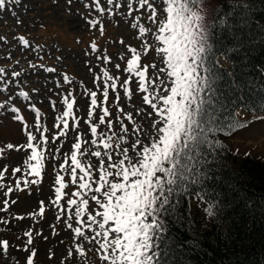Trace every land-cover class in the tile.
I'll return each instance as SVG.
<instances>
[{
  "label": "rangeland",
  "instance_id": "374dc122",
  "mask_svg": "<svg viewBox=\"0 0 264 264\" xmlns=\"http://www.w3.org/2000/svg\"><path fill=\"white\" fill-rule=\"evenodd\" d=\"M98 4L104 9L113 8L106 0H98ZM132 4L136 6L137 0H132ZM213 7L211 2L198 4L202 22L209 19ZM150 12L151 9L137 7L128 13L123 6L109 15L98 10L97 0H5L0 8V37H4L0 40V66L5 68L0 74V102L9 101L11 106H17L22 117L17 121L10 110L0 109V264H27V258L33 253V264H102L97 246L82 240L75 229L80 228L81 233L90 237L100 231L98 224L87 219L97 216L101 222L97 214L104 209L91 199L96 195L102 203L106 201L95 192L97 187L101 193L105 190L100 175L104 174L109 182H122L119 177L107 175L115 170L109 166L111 161L105 152L113 161L124 159L123 149L137 135L143 138L139 130L152 131L149 125L157 114L143 100L144 95L152 98L150 80L155 77L149 65L156 63L161 68L166 65L160 63L159 49L165 45L158 39L161 33L157 23L148 19ZM141 27L145 28L143 33L139 30ZM20 37L28 40L30 46L26 47ZM136 56L140 57L136 70L146 69L143 83L147 91L139 88L141 79L136 71L128 70V61ZM17 59L21 61L19 65L14 63ZM29 60L43 67L33 71L28 67ZM116 64L120 65L119 69ZM21 68L26 71L20 77L10 75L13 69L20 71ZM47 68L55 71L49 72ZM65 76L69 77L68 81L64 80ZM124 81L127 83L123 84ZM113 83L115 88L111 87ZM32 89L39 91L32 92ZM20 90L29 92L30 99L14 94ZM91 92H96L95 105L91 103ZM65 97L73 104L68 116L63 115L68 111ZM157 103L162 105V101ZM241 113L237 112L240 120L249 123L225 137L226 143L240 153L264 157V116L257 119L256 112ZM93 126L97 128L95 134L91 132ZM124 129L128 131L125 133ZM29 133L34 140L28 141ZM28 143L40 152L43 176L29 178L27 175L33 170L29 164L36 162L28 159L32 154ZM76 143L81 145L80 149L74 147ZM104 143L110 148L106 150ZM9 144L13 147L8 148ZM75 149L81 168L76 169L74 182L71 153ZM95 151L104 157L103 165L101 158L91 155ZM133 153L129 148V155ZM4 166L6 171L2 173ZM17 168L19 172L15 171ZM60 177L65 187L57 199L56 189L60 184L56 180ZM81 183L88 184L89 188H80ZM86 199L88 204L83 203ZM69 200H75L76 205L68 204ZM77 205L83 211L74 217ZM69 223L71 228L67 227ZM109 224L113 226L114 222ZM3 240L9 243L7 250L3 249ZM74 249L82 254H76L73 259Z\"/></svg>",
  "mask_w": 264,
  "mask_h": 264
},
{
  "label": "snow or ice",
  "instance_id": "6c2138e0",
  "mask_svg": "<svg viewBox=\"0 0 264 264\" xmlns=\"http://www.w3.org/2000/svg\"><path fill=\"white\" fill-rule=\"evenodd\" d=\"M106 3L112 4L113 8H101L98 0L97 7L99 11L109 15L114 14L116 8L123 6L127 7L128 13L136 11L137 7L141 10L151 9L148 19L157 23L158 31L161 33L158 39L165 47L159 49L160 63L166 67L161 68L156 63L149 65L155 77L154 80H150V86L153 89L150 94L152 98L144 95L143 100L157 114L149 125L152 131L144 132L140 129L143 138L137 135L135 141L129 144L128 148L123 149L121 154L124 159L113 161L112 156L105 152V156L111 161L109 166L115 170L108 172L107 175L113 176L114 179L119 177L122 182H109L104 174L99 177L100 181L104 182L105 190L101 193V188L97 187L95 192L100 193L106 201L102 203L96 195H93L91 199L104 209L103 212L97 214L101 222L97 221V216H89L87 219L92 224H98L100 231L95 232L91 237L81 233L80 228H76L75 231L81 235L82 240L97 246L96 251L102 264H167L169 249L174 241L167 235L169 229L164 217L176 214L180 200L187 192L185 185L191 187L190 175L195 183L201 182L204 174L192 168V161L200 163L198 156L208 149L220 146L218 141L208 139V133L219 131L222 127L232 132L245 127L249 121H240L235 117H230L226 125L220 122L222 120L221 111L226 105L234 103L238 97L233 96L229 99L217 83L221 76L215 66H205L212 46L208 43L207 30L202 22L203 17L196 7L199 0H137L136 6H133L132 0H106ZM4 4L5 0H0V8ZM252 7L251 4L241 3L239 8L242 16ZM116 15L119 14L116 13ZM136 19L141 20V17L137 16ZM161 21H166V23H161ZM17 23L19 24L20 21L17 20ZM220 23L221 25L226 24L227 20H221ZM100 30L103 32V24L100 25ZM139 30L143 33L145 28L141 27ZM3 39L4 37H0V40ZM19 39L25 46L30 43L24 37ZM233 39L237 46L226 48V53L239 51L242 38L234 36ZM121 43H123L122 40ZM92 48L95 49L96 45L93 44ZM7 56H11V53H7ZM105 59L109 58L105 57ZM139 59L140 57L136 56L128 61V70L136 71L141 79L139 88L147 91L143 83L145 72L136 70ZM20 62V59H17L14 63L19 65ZM28 67L36 71L37 68L43 66L29 60ZM115 67L119 69L120 65L116 64ZM46 70L55 71L54 68ZM24 71L26 69L21 68L20 71L13 69L10 75L20 77ZM4 72L5 68L0 66V74ZM64 80L68 81L69 77L65 76ZM122 83L126 84L127 81ZM239 84V81L230 80L226 81L223 87L231 88L235 92ZM111 87L115 88L116 85L113 83ZM38 91V89H32V92ZM218 92L219 95H217ZM14 94L30 99L27 91L20 90ZM90 95L91 103L95 105L97 103L96 92H91ZM107 96L108 92L105 90L104 97L107 98ZM154 100L162 101V105H158ZM49 102L55 104L54 101ZM64 103L68 111L63 115L68 116L73 104L68 102L67 97L64 98ZM255 108L264 111V100L256 104ZM0 109L10 110L17 121L22 119L19 115H15L19 109L11 106L9 101L0 102ZM104 112L107 114L108 109ZM36 115L38 116L39 113L37 112ZM147 115L152 116V113H147ZM131 118L129 115L128 119ZM100 123H104L103 116L100 118ZM64 127L67 128L68 124L65 123ZM127 131L124 129L125 133ZM91 132L95 134L97 128L93 126ZM27 139L32 141L35 137L29 133ZM145 140L147 143H144ZM95 143L96 141L93 140L92 144ZM12 147L11 144L8 145V148ZM27 147L33 149L32 143H28ZM74 147L80 149L81 145L76 143ZM104 148L107 150L110 145L104 143ZM129 148L134 150L132 156L129 155ZM91 155L101 158L100 164H104V157L100 151H95ZM28 159L36 161V164H29V166L35 171V175L39 176L40 154L33 149ZM71 161L75 165V168L71 169L75 182L76 169L81 168L75 152L71 153ZM125 161H127V166H125ZM15 171L19 172L20 169L17 168ZM62 179L60 177L56 180V183L60 184V187L56 189L57 199H59L61 188L65 187ZM80 188H89V185L81 183ZM76 203L75 200L68 201L70 205H76ZM83 203L88 204L89 201L86 199ZM82 211L83 209L77 205L74 217H79ZM208 211L211 214L212 209ZM110 221L114 222V226L109 224ZM67 227L71 228L72 224L69 223ZM2 244L4 250L9 248L8 241H3ZM76 254L82 253H79L78 249L72 250L73 259ZM32 255L27 258V264H33Z\"/></svg>",
  "mask_w": 264,
  "mask_h": 264
},
{
  "label": "trees",
  "instance_id": "16d2710c",
  "mask_svg": "<svg viewBox=\"0 0 264 264\" xmlns=\"http://www.w3.org/2000/svg\"><path fill=\"white\" fill-rule=\"evenodd\" d=\"M200 2L214 6L210 21L203 22L212 46L205 66H215L221 76L217 83L229 99L238 97L220 113L226 125L230 117L238 119L239 107L255 108L264 100V0ZM241 3L253 5L243 16ZM221 20L227 23L221 25ZM234 36L242 38L239 51L226 53L237 46ZM219 54L227 57L230 68L218 62ZM230 80L240 82L235 92L223 87ZM234 131L222 127L208 133L220 146L198 156L200 163L192 161L204 176L199 184L189 176L191 187L185 185L176 214L164 217L174 241L167 264H264V157L231 149L224 138Z\"/></svg>",
  "mask_w": 264,
  "mask_h": 264
}]
</instances>
